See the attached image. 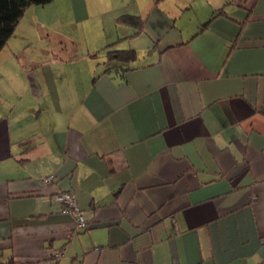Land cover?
<instances>
[{"label": "crops", "instance_id": "obj_1", "mask_svg": "<svg viewBox=\"0 0 264 264\" xmlns=\"http://www.w3.org/2000/svg\"><path fill=\"white\" fill-rule=\"evenodd\" d=\"M51 2L25 11L74 23ZM74 8L82 26L99 22L100 44L136 58L5 56L0 264L55 251L57 264H264V0ZM121 14L142 28L118 25Z\"/></svg>", "mask_w": 264, "mask_h": 264}, {"label": "rangeland", "instance_id": "obj_2", "mask_svg": "<svg viewBox=\"0 0 264 264\" xmlns=\"http://www.w3.org/2000/svg\"><path fill=\"white\" fill-rule=\"evenodd\" d=\"M76 2L77 0H52L50 3L59 9L71 7L75 20L73 24L47 21L43 12L36 13L31 9L24 11L11 39L0 50V68L7 63L5 56H37L42 61L51 59L50 56H106L107 45L100 44L97 37L100 33L99 22L89 27L85 20L82 26V15L75 12ZM93 16L98 20V14Z\"/></svg>", "mask_w": 264, "mask_h": 264}, {"label": "trees", "instance_id": "obj_3", "mask_svg": "<svg viewBox=\"0 0 264 264\" xmlns=\"http://www.w3.org/2000/svg\"><path fill=\"white\" fill-rule=\"evenodd\" d=\"M52 0H0V50L4 47L8 39L12 36L15 28L23 15L25 9L30 5H44ZM237 2L240 7L246 6L247 0H233ZM223 13V9L220 8L214 12L212 18L207 20L201 25V30L206 28L209 23L219 14ZM115 22L118 25H129L136 28V31L140 30L143 26L144 20L139 15L133 14H121L115 18ZM111 45L106 46V55L108 60L116 59L121 62L133 61L136 58V51L133 48L126 49H111ZM116 64L108 67L106 70H110L116 67ZM87 224V222H86ZM87 228V226H86ZM85 228V229H86ZM51 257V256H50ZM49 257V258H50ZM48 258V259H49ZM56 261L55 264H57Z\"/></svg>", "mask_w": 264, "mask_h": 264}, {"label": "built area", "instance_id": "obj_4", "mask_svg": "<svg viewBox=\"0 0 264 264\" xmlns=\"http://www.w3.org/2000/svg\"><path fill=\"white\" fill-rule=\"evenodd\" d=\"M44 182L49 183L53 181V175L44 177ZM55 198L61 203L63 211L73 213L75 217L76 225L80 228H86V220L81 214V210L77 204L76 197L72 192L59 191L55 194ZM61 257L60 251H55L51 254V257L47 260H38L34 264H55Z\"/></svg>", "mask_w": 264, "mask_h": 264}]
</instances>
